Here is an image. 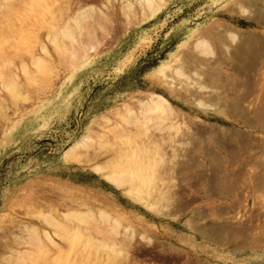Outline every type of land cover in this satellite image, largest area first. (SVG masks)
I'll return each instance as SVG.
<instances>
[{
  "label": "rangeland",
  "instance_id": "374dc122",
  "mask_svg": "<svg viewBox=\"0 0 264 264\" xmlns=\"http://www.w3.org/2000/svg\"><path fill=\"white\" fill-rule=\"evenodd\" d=\"M138 1L0 0V263L264 264V0H164L127 25L126 3L138 13ZM82 3L91 16L77 15L58 40L74 48L88 23L89 47L99 45L86 58L79 49L68 70L47 35ZM155 47L164 57L133 80L129 71ZM33 57L50 65V82ZM179 57L184 76L170 81ZM148 94L172 109L148 110L140 131L128 125L133 133L99 146L102 118ZM151 136L167 140L136 161L126 156ZM83 138L92 141L75 153L81 161L65 159ZM114 150L127 158L117 163ZM123 168L145 178L134 179L143 200L106 178ZM74 209L86 212L79 224L61 218ZM46 214L63 223L66 241L56 236L59 248L41 252L35 230H55Z\"/></svg>",
  "mask_w": 264,
  "mask_h": 264
},
{
  "label": "bare ground",
  "instance_id": "6f19581e",
  "mask_svg": "<svg viewBox=\"0 0 264 264\" xmlns=\"http://www.w3.org/2000/svg\"><path fill=\"white\" fill-rule=\"evenodd\" d=\"M164 0H139L138 1V6L140 7V10L139 12H135L133 9H132V4L127 2L126 5H127V9L129 12L128 16H126V22L128 23L127 25H131V24H134L139 20H143L144 18L150 16L151 14H153L159 7H161V5L163 4ZM84 6H85V3L81 4V5H78L77 6V11L74 12V15L73 16H69L67 15L66 17H62L59 21V27L58 26H55V28H53V34H50L48 33L47 35V38H49L51 40V42L53 43V45H55L54 47L56 48V51L58 53V55L64 60V62H66V69H68L67 67L70 66V68L72 67H75L78 63H79V60L81 58V55L79 53V49H83L84 50V57H88V49L90 50H94L96 51L98 49V45L99 43H96V46L92 45L89 47V44H90V41H89V37L92 33V30H94L95 28V25H92V24H86V25H80L81 26V33H80V42L76 43L74 45V48L72 49H66V48H63L62 44H60L59 40H58V33H62V34H65L63 31H60V30H63L64 28H67L69 22L71 20L75 21L77 24H80V20L76 19L77 15L83 17V18H87V17H90L91 16V13L93 11V8L90 7V11L89 13H85L87 11H81L84 9ZM75 9H73L74 11ZM108 21L111 23L113 21H111V19L109 18ZM61 27V28H60ZM60 29V30H59ZM60 31V32H59ZM206 43L204 42V40H199L197 43H196V46H194L195 50H198L200 47H204ZM89 47V48H87ZM42 51L46 52L45 48L42 47ZM244 51L242 52L241 49L240 51L237 52V58H242L244 55H243ZM232 55V54H231ZM235 57V55H234ZM43 66V68H41V70L43 71V73H41V75L43 76V81H48L50 82L51 81V67L50 65H48L44 60H42L41 58H35L33 57L32 58V63H34V67L36 66H39L41 65V63ZM176 62V67L173 68L171 70V73H170V81H173V78L175 75H178L180 74L181 76H184V72H183V69L184 67L186 68V61L183 57H179L178 59L175 60ZM185 65V66H184ZM72 66V67H71ZM25 69V68H24ZM38 69V68H37ZM170 69V66L168 68L164 67V68H160L158 70V72L160 74H162L164 77H166L165 73L166 71ZM26 70V69H25ZM39 70V69H38ZM38 70L36 71L38 74ZM69 70V69H68ZM71 70V69H70ZM40 71V70H39ZM28 73L30 74V72L28 71ZM25 74L27 75V73L25 72ZM28 74V75H29ZM161 75V76H162ZM34 76V75H33ZM162 76V77H163ZM163 77V78H164ZM14 78V77H13ZM27 78V77H26ZM34 80H36V82L40 83V79L37 80V78L35 79V77L33 78ZM33 79H26L27 81L30 82V80L32 81ZM14 80H17V79H14ZM18 82V80H17ZM16 82V84H17ZM42 82V81H41ZM175 82V81H174ZM174 82H171V83H174ZM11 83V84H10ZM31 83H35L34 81L31 82ZM33 84H32V87H33ZM20 85V84H19ZM18 85V86H19ZM34 85H38L37 83L34 84ZM41 85V83H40ZM39 85V86H40ZM17 86V87H18ZM20 86H23V85H20ZM38 86V87H39ZM14 88V83L13 81H9V85L7 86V89H13ZM16 89V88H15ZM51 89V88H49ZM48 89V90H49ZM203 90V89H202ZM11 91V90H10ZM17 92L20 93L18 91V88H17ZM201 92V90H200ZM16 94V93H15ZM42 95V94H41ZM44 95V94H43ZM149 96L147 97V101L143 102L142 100L140 99H136V100H133V105L134 107H130V105H123L119 108H116L115 110H113L112 112L109 113V115L107 116H104L102 119H103V123L101 126H98V131L96 133V136H97V141H98V144L99 146H102L104 143L106 142H111V141H115L116 139H119L120 137H123V135L127 136L129 134V132L133 133V131H131L130 129L127 128L128 125H130L132 127V130H133V127L134 129H138L136 131H140V128H142L141 126L144 125L146 123V120H147V117L146 115L148 110H151L154 112L155 109H157L158 111H160L159 109H170L171 106L169 104V102L164 98L162 97L161 95H157V94H148ZM40 97V94L38 95ZM38 97V99H39ZM41 98V97H40ZM141 106V109L140 111H138L137 109L135 110V105H139ZM25 109V108H24ZM172 109V108H171ZM19 110L18 112V115L20 113V110L22 109H17ZM26 110V109H25ZM167 111V110H166ZM145 112H146V115H145ZM150 112V111H149ZM162 112V111H160ZM159 112V113H160ZM153 113V112H152ZM17 115V114H16ZM149 119V117H148ZM7 121V120H6ZM10 121V119L8 120ZM8 123V122H7ZM6 125V124H5ZM4 125V126H5ZM129 126V127H130ZM135 132V131H134ZM128 133V134H127ZM127 134V135H126ZM91 138V137H90ZM90 138H83L81 141H78L76 142L74 145H72L70 148H68L65 153H64V158L65 159H73L74 157H79L78 155H76L75 153L76 152H80L79 149L81 148L82 150V146H86L88 145L89 141L91 140ZM172 139H173V136H172ZM95 140V139H94ZM166 137L165 136H160V137H157V136H151V137H148L145 141H143L142 145H140L138 148L137 147H130L129 149H127L126 153H128L129 151V155H126L123 150H117L115 151V154H114V158L113 160H117V163L119 162H123L125 158H127L126 156H129L130 159H133L134 161H136L137 159V153L138 151H146L150 148V146L152 145H163L165 142H166ZM92 141V140H91ZM96 141V140H95ZM165 141V142H164ZM164 142V143H162ZM96 143V142H94ZM92 142V144H94ZM162 143V144H161ZM91 144V143H89ZM91 146V145H89ZM88 146V147H89ZM98 148V147H96ZM118 148V147H117ZM116 148V149H117ZM86 149V148H84ZM119 149V148H118ZM120 149H122L120 147ZM96 154V153H95ZM97 155V154H96ZM126 155V156H125ZM146 157H143V162H145ZM79 158H77V161H78ZM129 159V160H130ZM76 161V158L73 159ZM72 160V161H73ZM81 161V159H79ZM76 161V162H77ZM79 163H82L80 162ZM83 161V160H82ZM85 162V161H83ZM111 162V161H110ZM108 165H110V163H108ZM116 165V164H115ZM118 165V164H117ZM126 166V165H125ZM118 167V166H117ZM94 168V167H93ZM95 169L97 171H100L104 168L100 167V166H96ZM133 170H130V169H124L122 170L121 173L119 174H114V173H109L106 175V178L109 179L110 181H112L115 185H117L119 188L120 187H123V186H126L127 185V188L125 189V192L129 195H132L133 198H136L137 200H143V197L141 196V192L140 191V188L141 185L140 184H137L134 182V179H137L139 182H145V178L141 175V174H135L132 172ZM102 172V171H101ZM104 172V171H103ZM126 173L127 176H125L124 173ZM129 176V177H128ZM147 206L152 208V209H155L156 208V205L155 203H149L148 200L146 202ZM59 209V208H58ZM75 212H63V215L61 216V218H64L66 220H69V221H72V222H69V223H73L74 221L76 223H78V221L81 222V218H85L86 216V212L84 213L83 211H79L77 209H74ZM59 212V211H57ZM42 214V213H41ZM44 214V213H43ZM54 215V213H53ZM57 215V214H56ZM55 216V215H54ZM53 216V217H54ZM83 216V217H82ZM59 217V216H58ZM42 218V216L40 217ZM60 218V217H59ZM83 218V219H84ZM43 219H44V222H45V225H47L48 227H52V232L51 231H47V230H42V232H40L38 229L35 230V234H36V238H35V241L34 243H37V246L38 248L41 250V252H43L42 250H45L47 252L48 249L46 248H52V247H55V248H59L56 240H55V237L59 236L58 235V230L62 229L63 226L60 222V220H57L56 218H51L50 215L46 214L45 216H43ZM63 220V219H62ZM65 220V221H66ZM64 221V220H63ZM43 222V221H42ZM74 222V223H75ZM65 224V222H64ZM68 224V223H67ZM79 224V223H78ZM69 225V224H68ZM66 226V225H65ZM73 226V224H72ZM33 227V226H32ZM69 227V226H68ZM79 225H77V227L74 228V226L72 227V232H73V229L74 230H78V232L80 231V227ZM31 228V227H30ZM22 229V228H21ZM20 229V230H21ZM26 229V228H25ZM28 229V227H27ZM58 229V230H57ZM57 230V231H56ZM63 230V229H62ZM22 232H24L25 230H21ZM69 231V230H68ZM27 232V231H25ZM29 232V230H28ZM61 232V230H60ZM72 232H68L70 233V238L69 237V234L65 231V233L68 235L67 237V241H70L69 239H71V233ZM74 233V232H73ZM60 234V233H59ZM61 234H64V231L61 232ZM65 234V235H66ZM75 234V233H74ZM73 235V234H72ZM63 237V239H65L64 241H66V238H64V235L63 236H59V238L61 239ZM15 238V237H14ZM18 239H21V238H18L17 237V240ZM23 239V238H22ZM62 239V240H63ZM16 239H14L15 241ZM23 241H26V240H23ZM23 241H20V243H16V244H27L26 242L24 243ZM16 242V241H15ZM19 242V240L17 241ZM23 242V243H21ZM33 242V241H32ZM40 245V247H39ZM36 246V245H35ZM49 246V247H48ZM37 248V247H36ZM42 248V249H41ZM31 254V253H30ZM29 255V254H28ZM20 256V255H19ZM3 256H0V258L2 259ZM5 258V257H3ZM7 259V258H5ZM5 259L3 260L5 262ZM9 260V259H8ZM7 260V261H8ZM11 263V260L8 261ZM2 264V262L0 263ZM12 264V263H11Z\"/></svg>",
  "mask_w": 264,
  "mask_h": 264
},
{
  "label": "trees",
  "instance_id": "16d2710c",
  "mask_svg": "<svg viewBox=\"0 0 264 264\" xmlns=\"http://www.w3.org/2000/svg\"><path fill=\"white\" fill-rule=\"evenodd\" d=\"M164 55L163 50L156 47L153 48L129 71V74L133 75V80L141 78L151 67L157 65L159 59H162ZM128 75L122 76L117 84L120 85V83L125 81ZM77 125L79 126L80 124L77 123Z\"/></svg>",
  "mask_w": 264,
  "mask_h": 264
}]
</instances>
